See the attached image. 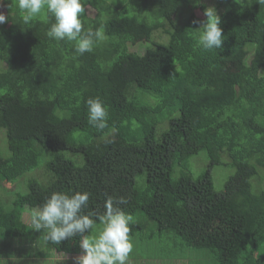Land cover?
<instances>
[{
  "label": "trees",
  "instance_id": "obj_1",
  "mask_svg": "<svg viewBox=\"0 0 264 264\" xmlns=\"http://www.w3.org/2000/svg\"><path fill=\"white\" fill-rule=\"evenodd\" d=\"M4 3L0 261L79 256V235L52 244L30 219L54 191H88L85 211L128 199L120 207L134 217L132 254L144 264H203L194 250L218 264H264V4L221 0L223 45L205 50L193 23L204 0H85L84 27L105 39L81 56L48 38L51 17L25 24L14 0ZM97 96L109 111L103 130L87 120ZM200 153L209 164L194 176ZM221 167L230 175L218 189Z\"/></svg>",
  "mask_w": 264,
  "mask_h": 264
},
{
  "label": "clouds",
  "instance_id": "obj_2",
  "mask_svg": "<svg viewBox=\"0 0 264 264\" xmlns=\"http://www.w3.org/2000/svg\"><path fill=\"white\" fill-rule=\"evenodd\" d=\"M14 2L25 24L41 15L51 17L53 22L46 33L48 38L72 43L77 55L93 52L96 44L105 39L102 28L93 30L84 27L83 17L87 11L85 0ZM197 2L199 3V0ZM256 2L264 4V0ZM204 16L206 19L203 21H193L203 29L197 41L198 45L205 50L222 47L224 34L216 8H206ZM8 19L7 15L0 12V24L6 23ZM86 107L87 120L91 126L98 130L108 127V107L100 97H89ZM105 142L113 141L106 139ZM90 196L88 191H54L40 209L32 214L30 223L37 231L48 229L46 239L56 245L79 235L82 253L75 258V264H127L134 247L130 238L134 217L120 205L127 204L128 199L124 196H108L104 202V211L100 213L96 210L85 211L88 209ZM97 222L102 227L98 235L91 234L97 228Z\"/></svg>",
  "mask_w": 264,
  "mask_h": 264
},
{
  "label": "rangeland",
  "instance_id": "obj_3",
  "mask_svg": "<svg viewBox=\"0 0 264 264\" xmlns=\"http://www.w3.org/2000/svg\"><path fill=\"white\" fill-rule=\"evenodd\" d=\"M204 1L208 4L209 7H212L213 9L216 8L217 12H219V13H220L221 9L223 8V5H224V4H221V7L217 6L221 2V0H204ZM0 12H3L6 15V5L4 3V0H2V4H0ZM196 12L203 18V20L206 19V17L204 16V13H202L200 10H198V11L196 10ZM142 43L143 42H141V44ZM232 68H233V66L230 65L229 66V69H232ZM164 128H166V126H163V125L162 126H159V128H158L159 129L158 130V136L163 132ZM1 146H2V142L0 143V147ZM6 153L8 154V150L6 151ZM201 157L204 159V165L202 167H200V168L199 167L197 168L196 165H195V159L201 158ZM208 164H209V160L207 158V155L204 154V153H200V154L194 156V158H192L190 169H191L192 173L194 174V176H198V174L203 169H205L208 166ZM36 170H34V171H36ZM32 173L33 172L30 171L28 174L31 175ZM229 175H230V170L227 169V168L221 167V168H219L217 170L216 175H215L216 176L215 183H216L218 189H222L224 187L225 181L227 180V178L229 177ZM5 185H6L5 186L6 191H9L11 189H14L13 184H11V183H7V184L5 183ZM101 227H102L101 225L97 224V228L93 231L92 234L98 235V231H99V229ZM41 250L42 251H46V249H45L44 246L41 248ZM204 253L207 254V252L204 251V250H196V251L194 250L193 251V255H197V256L199 255L200 263H203V264H218L217 262L215 263L213 261L214 259L211 256L206 255V257H205L204 256ZM45 254H46V252H45ZM50 254H51V257H48L47 256L48 257L47 258V261L49 263H51V264H55V263L56 264H58V263H60V264H66L65 263L66 262L65 260L70 259V257H68V256H65L64 257V256H61L60 254L59 255L54 254V253H50ZM53 255H54V257H52ZM76 257L77 256H74L71 259H75ZM189 259L191 261V257ZM29 262H30V264H43V263H41V261H37L35 258H29ZM183 262H184V260L179 261L178 264H184ZM0 264H4V262L3 261H0Z\"/></svg>",
  "mask_w": 264,
  "mask_h": 264
},
{
  "label": "crops",
  "instance_id": "obj_4",
  "mask_svg": "<svg viewBox=\"0 0 264 264\" xmlns=\"http://www.w3.org/2000/svg\"><path fill=\"white\" fill-rule=\"evenodd\" d=\"M68 257H70V256H68ZM72 257H74V256H71L70 259L65 260L66 261L65 263L66 264H72V262H73V264H75V262H74L75 259H71ZM127 264H144V263L141 260H139L135 254L133 255L131 253L129 256Z\"/></svg>",
  "mask_w": 264,
  "mask_h": 264
}]
</instances>
